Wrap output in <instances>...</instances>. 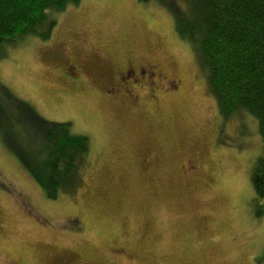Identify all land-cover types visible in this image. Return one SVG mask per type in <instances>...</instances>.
I'll list each match as a JSON object with an SVG mask.
<instances>
[{
	"label": "rangeland",
	"instance_id": "obj_1",
	"mask_svg": "<svg viewBox=\"0 0 264 264\" xmlns=\"http://www.w3.org/2000/svg\"><path fill=\"white\" fill-rule=\"evenodd\" d=\"M176 9L163 0H81L52 12L50 37L7 45L0 264H264L252 180L263 153L258 118L246 109L222 116L196 44L177 30ZM69 58L84 87L66 77ZM129 63L180 84L132 104L109 93L115 67ZM25 105L90 137L77 190L53 197L27 167L18 142L32 116Z\"/></svg>",
	"mask_w": 264,
	"mask_h": 264
},
{
	"label": "trees",
	"instance_id": "obj_2",
	"mask_svg": "<svg viewBox=\"0 0 264 264\" xmlns=\"http://www.w3.org/2000/svg\"><path fill=\"white\" fill-rule=\"evenodd\" d=\"M80 1L0 0V58L7 45H16L28 35L50 37L58 22L52 12ZM163 1L182 13L175 14L177 30L196 44L222 116L246 109L258 118L263 153L255 161L252 180L259 199L256 213L264 214V0H183L186 7L178 0ZM13 100L20 106L26 103ZM27 110L32 116L18 130L27 167L53 197L77 190L91 152L90 137L73 132L71 121H48L31 106L22 107Z\"/></svg>",
	"mask_w": 264,
	"mask_h": 264
},
{
	"label": "flooded vegetation",
	"instance_id": "obj_3",
	"mask_svg": "<svg viewBox=\"0 0 264 264\" xmlns=\"http://www.w3.org/2000/svg\"><path fill=\"white\" fill-rule=\"evenodd\" d=\"M66 66L70 71H65L66 77L76 82L81 87H84V76L78 69V65L71 58L68 59ZM120 65L115 67L117 71V76L111 78L112 85L109 93L112 95H122L125 100L130 103L141 104L145 100L157 99V93L160 91H175L174 89L180 84L179 79H170L167 77L166 73L161 69H155L153 67H147L146 65L134 66L133 63H129L127 66L119 71ZM111 75L113 71L110 72ZM148 83V84H145ZM148 88L147 91L150 94L138 93L137 88L140 86H145ZM165 85V87H164ZM84 89V88H83ZM108 93V92H107ZM145 96V97H143Z\"/></svg>",
	"mask_w": 264,
	"mask_h": 264
}]
</instances>
